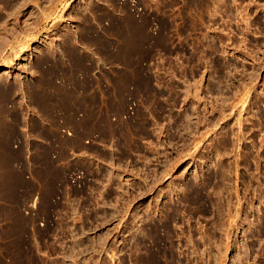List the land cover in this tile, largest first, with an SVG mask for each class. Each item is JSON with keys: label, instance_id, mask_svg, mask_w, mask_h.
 Listing matches in <instances>:
<instances>
[{"label": "rangeland", "instance_id": "obj_1", "mask_svg": "<svg viewBox=\"0 0 264 264\" xmlns=\"http://www.w3.org/2000/svg\"><path fill=\"white\" fill-rule=\"evenodd\" d=\"M6 71L0 264H264V0H0Z\"/></svg>", "mask_w": 264, "mask_h": 264}, {"label": "bare ground", "instance_id": "obj_2", "mask_svg": "<svg viewBox=\"0 0 264 264\" xmlns=\"http://www.w3.org/2000/svg\"><path fill=\"white\" fill-rule=\"evenodd\" d=\"M245 15H246V13H245ZM246 18H247V17H246ZM247 21H248V20H247ZM244 23H245V22L243 21V24H244ZM244 25H245V24H244ZM246 25H247L246 27H250V26L248 25V23H247ZM8 74H9V71L3 72V73L0 74V78H2L3 76H6V75H8ZM0 85H1V84H0ZM6 95H7L6 92L0 87V99H1V98H2V99L5 98ZM3 100H4V99H3ZM159 193H160V192H159ZM149 209H150V208H149ZM149 209H148V211H150ZM157 209H158V208H157ZM151 210H152V209H151ZM156 211H157V210H156ZM158 211H160V210L158 209ZM160 212H161V211H160ZM160 212H159V213H160ZM148 222H149V221H148ZM158 222H160V220H159ZM157 224H158V223H157ZM157 224H156V225H157ZM158 226H159V225H158ZM158 226H157V227H158ZM152 227H153V226H152ZM161 227H162V226H161ZM158 228H160V226H159ZM164 228H165V227H164ZM153 229H156V226H155V228L153 227ZM151 230H152V229H151ZM157 230H159V229H157ZM157 230H156V231H157ZM164 230H165V229H164ZM160 231H161V229H160ZM160 231H159V232H160ZM154 232H155V231H154ZM167 232H168V231H167V229H166V233H167ZM148 233H150V230L148 231ZM152 233H153V232L151 231V234H150V235H151L152 238H153ZM155 233H156V232H155ZM164 233H165V232L163 231V234H164ZM158 235H160V234H158ZM161 235H162V233H161ZM166 235H168V237L170 238V236H169V232H168V234H166ZM151 236H150V237H151ZM156 236H157V235H154V238H155ZM164 236H165V235H164ZM157 237H158V236H157ZM157 237H156V238H157ZM156 238H155V239H156ZM163 238H164V237H163ZM166 238H167V236H166ZM160 239H161V237H160ZM153 240H154V239H153ZM156 240H159V239H156ZM163 240H165V238H164ZM163 240H162V241H158L157 243H158V244H163L162 242L167 241L168 238H167V240H165V241H163ZM168 241H169V240H168ZM154 242H155V241H154ZM154 242H153V243H154ZM170 243H171V242H170ZM154 244H156V243H154ZM158 244H157V246H158ZM166 244H167V243H165L164 245H166ZM164 245H163V247H164L163 249H167V248H165ZM168 245H169V244H167V246H168ZM160 247H162V246H160ZM171 247H172V246H171ZM168 248L170 249V247H168ZM163 249H162V250H163ZM158 250H159V246H158ZM167 250H168V249H167ZM160 251H161V250H160ZM170 251H171V249H170ZM170 251L168 250V252H170ZM154 252H157V251H154ZM162 252H163V251H161V253H162ZM166 252H167V251H166ZM161 253L159 254V252H157V254H159V255H162L164 252H163L162 254H161ZM155 255H156V254H155ZM155 255H154V256H155ZM159 255H158V256H159ZM166 255H167V254H166ZM163 256H165V255L163 254ZM160 257H161V256H160ZM160 257H159V258H160Z\"/></svg>", "mask_w": 264, "mask_h": 264}]
</instances>
